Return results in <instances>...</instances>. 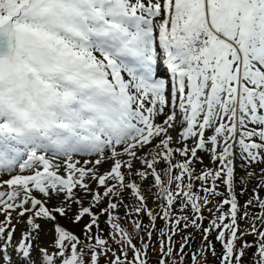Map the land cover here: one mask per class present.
<instances>
[{"label": "snow or ice", "instance_id": "1", "mask_svg": "<svg viewBox=\"0 0 264 264\" xmlns=\"http://www.w3.org/2000/svg\"><path fill=\"white\" fill-rule=\"evenodd\" d=\"M260 192L264 0H0V264H264Z\"/></svg>", "mask_w": 264, "mask_h": 264}, {"label": "trees", "instance_id": "2", "mask_svg": "<svg viewBox=\"0 0 264 264\" xmlns=\"http://www.w3.org/2000/svg\"><path fill=\"white\" fill-rule=\"evenodd\" d=\"M204 164H205V165H208V166H211L210 162H208V163H205V162H204ZM200 167H201L200 165H197V168H198V169H199ZM237 174H238V175H243V172L241 171V169L238 171ZM254 183H255V181L253 182V184H254ZM252 186H253V185H251V184L248 186V190H247V193H246L245 195H239V196H238V199H239L241 205L244 204V202H245V201H246V200L252 195V191H251ZM237 192H238V193L240 192V188H239V186L237 187ZM260 196H261L262 198H264V192H260ZM152 206H153V204H152V198L150 197V198H149V207H152ZM252 211H258V209H252ZM123 213H124V209H120V214H121V216H123ZM205 216L208 217V213H207V212H205ZM142 219H143V222H144L145 224L148 223V218H147L146 216L143 217ZM103 220H104V218L102 217V218H101V227L105 230V233H107V231H108V226H107L106 224H104ZM62 223H65L67 227L72 228L77 234H79V227H75V226H73L72 224L68 223L67 221H63ZM163 223H164L163 221H161V220H157V227H158V228H159V227H162V226H163ZM207 224H208V219H206V220L204 221V226H207ZM123 226H124L125 228H127L130 232L133 231V223H132V220H131V219L124 220V221H123ZM141 235H143V233H141ZM214 237H215V233H213L212 239H213V242L215 243V247H216V249L219 250L220 247H221V245H220L218 242H215ZM154 239H155V238H154ZM177 239H179V238L177 237ZM201 239H202L201 234L196 233V234H195V243H196V244H199V243L201 242ZM247 239H248V241L251 242V241H253L254 238H253L252 236H248ZM136 243H137V245L139 246V241H138V240L136 241ZM156 248H157V249L159 248V244H158V243L156 244ZM208 262H209V264H218V262H217L215 259H213L212 256H211L210 254H209V256H208ZM153 264H155V259H154V258H153Z\"/></svg>", "mask_w": 264, "mask_h": 264}, {"label": "rangeland", "instance_id": "3", "mask_svg": "<svg viewBox=\"0 0 264 264\" xmlns=\"http://www.w3.org/2000/svg\"><path fill=\"white\" fill-rule=\"evenodd\" d=\"M174 135H175V133H174ZM201 155H204V162H205V163L210 162L206 154H203V153H202ZM237 164H239V161H237ZM239 170H240V168L237 167V169H236L237 173H238ZM256 171H259V169L257 168ZM0 219H3V217L0 216ZM17 236H19V232H17ZM248 255L251 256V252H249ZM246 264H247V258H246Z\"/></svg>", "mask_w": 264, "mask_h": 264}]
</instances>
